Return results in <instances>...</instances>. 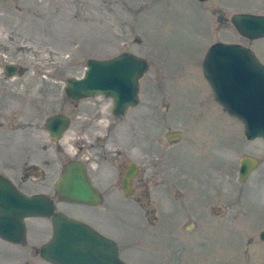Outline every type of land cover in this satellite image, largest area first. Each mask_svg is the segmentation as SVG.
<instances>
[{
	"label": "rangeland",
	"instance_id": "obj_1",
	"mask_svg": "<svg viewBox=\"0 0 264 264\" xmlns=\"http://www.w3.org/2000/svg\"><path fill=\"white\" fill-rule=\"evenodd\" d=\"M237 13L264 15V0H0V68L7 62L24 68L5 83L11 93H28L39 76L80 78L89 59L130 52L149 62L141 103L123 131L147 137L146 176L161 185L150 182V193L134 198L114 193L105 207L71 209L73 216L105 220L126 264H264L263 243L247 250V241L260 242L264 230V141L246 140L243 124L216 102L203 74L205 56L218 42L248 47L264 64V38L240 36L230 21ZM170 132H181V142L169 144ZM244 156L260 164L241 184ZM228 170L222 182L215 180ZM162 173L179 189L163 187ZM210 182L230 195L215 200V190L206 189ZM238 188L249 198L238 197ZM148 202L159 213L155 225L144 216ZM52 236L48 220L29 219L26 241L0 242V258L3 264H50L39 251Z\"/></svg>",
	"mask_w": 264,
	"mask_h": 264
},
{
	"label": "flooded vegetation",
	"instance_id": "obj_2",
	"mask_svg": "<svg viewBox=\"0 0 264 264\" xmlns=\"http://www.w3.org/2000/svg\"><path fill=\"white\" fill-rule=\"evenodd\" d=\"M145 60L149 70V62L147 59ZM23 72L24 68L13 62H7L0 68V80H3L0 81V149H2L0 153V190H8L11 193L19 191L27 197L47 198L53 206L54 213H60L70 220L81 222L118 245L112 230L107 229L105 220L96 215H90L87 218L73 216L71 209L76 207L92 210L105 207L107 198L114 193H119L127 198H134L139 193L145 195L150 193L149 183L152 181L146 176L148 170L146 168L147 137L145 139L141 134L136 137L133 134L127 136L123 131V122L128 114L141 103V81L148 71L139 83L137 105L129 107L125 113L119 116L115 113L114 98L106 97L103 94L84 96L78 100L69 98L68 81L82 79L83 76L80 78L39 76L33 78L35 82L29 89H26L29 91L28 93H11L5 83L17 80V76ZM27 106L28 113L26 112ZM52 120H55V123H51ZM173 133L177 132L167 134V142L171 145L180 143L181 141L177 143L168 141L169 135ZM181 135L183 138L182 133ZM244 137H246L245 134ZM246 140L248 142L256 141L249 140L247 137ZM133 141L137 145L136 149L139 150L136 157H133ZM243 158L238 166L237 178L241 184H246L258 167L245 181H242L240 167ZM17 163H21V167L16 165ZM70 165H76L82 171L78 174V180L89 188L87 194L97 195L100 198L99 204L76 203L61 197L68 194L60 189V182L64 180V175ZM155 165L159 168V164ZM160 165L164 166V164ZM228 172L229 170L223 174H217L219 177L215 180L221 181L220 178ZM126 175L130 176L128 183L130 195L124 190ZM163 178V187L179 189L177 181L166 179L164 173H162V180ZM158 185L161 184L159 182L152 183V186ZM206 189L208 192L212 189L215 190V200L230 195L228 191L223 194V191L221 192L218 185L213 182L206 183ZM232 190L233 187H231V192ZM235 190L234 193L241 199L247 195L243 193V189H239L238 193ZM28 191L32 193L28 195L29 193H26ZM181 193L177 191L175 196ZM143 200L145 199L143 198ZM229 209L231 207H228L227 210ZM227 210L223 217L226 216ZM175 211L176 209L171 210L174 217H176ZM157 214H159L157 209L152 208V203L148 202L144 209V216H149L153 225L159 222L156 221ZM211 216L214 215L211 214ZM34 218H42L50 222L53 229L52 240L54 237L53 217L27 218L25 219V228L26 221ZM239 218L240 215L237 214L232 220ZM172 222L177 229H180L178 220ZM211 223L212 221L207 222L208 225ZM188 227H192V225ZM263 232L264 230L259 233L260 242L250 239L247 241V244L249 243L247 250L250 251L251 246L256 243L264 244V237L261 236ZM0 242L17 245L1 236ZM3 262L4 259L0 258V264Z\"/></svg>",
	"mask_w": 264,
	"mask_h": 264
},
{
	"label": "water",
	"instance_id": "obj_3",
	"mask_svg": "<svg viewBox=\"0 0 264 264\" xmlns=\"http://www.w3.org/2000/svg\"><path fill=\"white\" fill-rule=\"evenodd\" d=\"M230 21L242 37L252 41L264 38V15L235 14ZM147 71L146 60L130 53L109 60L90 59L83 78L68 81L67 93L72 100L98 94L114 98L115 113L119 116L137 105L139 83ZM203 74L216 102L244 125L245 136L249 140H264V64L254 52L240 44L216 43L205 56ZM181 138V133L177 132L170 134L168 141L177 143ZM258 164V159L244 157L240 179L245 181ZM81 172L76 165L68 167L60 182V189L68 194L61 197L76 203L99 204L100 198L87 194L89 188L78 180ZM129 180L130 176L126 175L124 190L130 195ZM32 217H53L54 237L40 250L41 257L49 263L126 264L114 241L81 222L54 213L49 199L0 190L1 237L16 244L23 243L25 219ZM261 236L264 237V232Z\"/></svg>",
	"mask_w": 264,
	"mask_h": 264
}]
</instances>
